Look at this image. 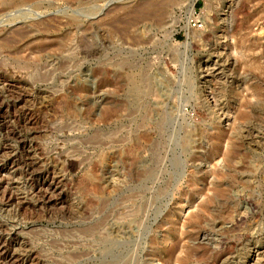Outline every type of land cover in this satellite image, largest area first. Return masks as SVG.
Returning <instances> with one entry per match:
<instances>
[{
  "label": "rangeland",
  "instance_id": "obj_1",
  "mask_svg": "<svg viewBox=\"0 0 264 264\" xmlns=\"http://www.w3.org/2000/svg\"><path fill=\"white\" fill-rule=\"evenodd\" d=\"M0 104V264H264V0H0Z\"/></svg>",
  "mask_w": 264,
  "mask_h": 264
},
{
  "label": "bare ground",
  "instance_id": "obj_2",
  "mask_svg": "<svg viewBox=\"0 0 264 264\" xmlns=\"http://www.w3.org/2000/svg\"><path fill=\"white\" fill-rule=\"evenodd\" d=\"M110 1V0H109ZM109 3V2H108ZM146 5V4H145ZM106 7V6H105ZM124 7V6H123ZM125 8V7H124ZM139 9V8H138ZM189 11H190V13L193 15V14H195V11H196V9H195V6H194V4H191V6H190V9H189ZM132 12V11H131ZM153 13V12H152ZM137 14V17H139L140 18V16L141 15H139V13L137 12L136 13ZM135 14V15H136ZM148 14V16H149V12L147 13ZM162 15H160L159 17H160V21H162V22H164L168 17H167V15H163V13H161ZM142 18V17H141ZM118 20V19H117ZM117 22V21H116ZM115 23V22H114ZM131 24V23H130ZM134 25H135V23H133ZM132 26V25H131ZM191 27V26H190ZM186 28H188V29H190L189 28V26L188 25H186ZM135 37V36H134ZM171 39H173V38H171ZM213 72H214V70H213ZM211 74L212 73V69L211 68H207V74ZM208 74V75H209ZM217 74V73H216ZM213 76V75H212ZM23 101V98H19V100L17 101V102H15L14 103V106H17L18 104H20L21 102ZM2 104V103H1ZM0 104V105H1ZM12 104V103H11ZM14 106H12V107H14ZM8 107H10V105H8ZM18 107V106H17ZM4 108H7V106L6 105H2L1 107H0V110H3ZM7 110V109H6ZM7 144V143H6ZM5 148V147H4ZM4 148H1L0 149V153L4 150ZM11 154V153H10ZM34 157V156H33ZM31 159V158H30ZM36 160V159H35ZM15 156L14 155H12V156H10V157H8V159H7V165H11L12 166V168L15 166ZM19 161V160H18ZM33 161V160H32ZM17 164V163H16ZM23 164V163H22ZM21 164V165H22ZM36 163H34V162H31L30 164H28V168L29 167H32V166H34ZM36 166V165H35ZM6 167H8V166H6ZM38 167V166H37ZM25 168V167H24ZM1 169H3V170H5L6 168L5 167H3L2 166V168ZM34 169V168H33ZM13 170H14V168H13ZM12 170V171H13ZM32 170V169H31ZM36 170V169H35ZM33 171V172H31L30 173V177H34V176H40V177H45L47 174H49V172L47 171V170H45V169H37L36 171ZM4 172V171H3ZM8 172V171H7ZM10 172H11V170H10ZM9 172V173H10ZM16 175V174H15ZM2 177V176H1ZM16 178V177H15ZM50 178V177H49ZM44 180H45V178H44ZM4 185V184H3ZM36 190V189H35ZM38 190V189H37ZM12 202V199H8V201H7V203H8V205L10 204ZM23 205V204H22ZM24 206V205H23ZM21 207V206H20ZM175 246V245H174ZM175 250H176V248H175ZM177 260H179L180 261V259H177ZM176 260V261H177ZM175 261V260H174ZM175 263V262H174ZM173 263V264H174Z\"/></svg>",
  "mask_w": 264,
  "mask_h": 264
}]
</instances>
